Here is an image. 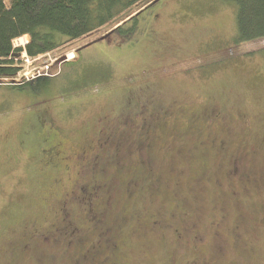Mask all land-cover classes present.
<instances>
[{
  "label": "rangeland",
  "instance_id": "obj_1",
  "mask_svg": "<svg viewBox=\"0 0 264 264\" xmlns=\"http://www.w3.org/2000/svg\"><path fill=\"white\" fill-rule=\"evenodd\" d=\"M147 5L0 78V264H264V38Z\"/></svg>",
  "mask_w": 264,
  "mask_h": 264
},
{
  "label": "trees",
  "instance_id": "obj_2",
  "mask_svg": "<svg viewBox=\"0 0 264 264\" xmlns=\"http://www.w3.org/2000/svg\"><path fill=\"white\" fill-rule=\"evenodd\" d=\"M149 1L0 0V78L13 80L17 76L23 51L36 59L47 53L56 56L71 47L74 40L108 24L114 27L109 30L111 35L123 41L130 39L137 28V15L142 6L150 5ZM219 1L234 8L232 44L264 38V0ZM24 35H29L27 43L14 47L13 40ZM260 50L264 52V47ZM64 227L60 225L56 231L63 233ZM68 230L71 241L76 233L74 227ZM47 237L45 234L42 239Z\"/></svg>",
  "mask_w": 264,
  "mask_h": 264
},
{
  "label": "built area",
  "instance_id": "obj_3",
  "mask_svg": "<svg viewBox=\"0 0 264 264\" xmlns=\"http://www.w3.org/2000/svg\"><path fill=\"white\" fill-rule=\"evenodd\" d=\"M15 42H16V40H15ZM25 43H27V41ZM25 43H23V41L22 42L19 41V44L14 43L16 45L13 44V46H15V47L16 46H23ZM20 58H21V61L23 62L22 64L27 66V67H28V65L32 64L33 61L36 60V58H32V57H29L28 55H26L24 51L21 53ZM24 75H26V73H24Z\"/></svg>",
  "mask_w": 264,
  "mask_h": 264
},
{
  "label": "flooded vegetation",
  "instance_id": "obj_4",
  "mask_svg": "<svg viewBox=\"0 0 264 264\" xmlns=\"http://www.w3.org/2000/svg\"><path fill=\"white\" fill-rule=\"evenodd\" d=\"M76 188H78V191L80 190L79 192H81V191L83 190V187H82L81 185H78V187H76ZM87 193L89 194L90 192H87ZM67 195H68V194H67ZM72 195L75 196V195H76L75 192H72ZM88 201H89V199H88V197H87V199L85 200V202H86V204L89 206L90 202L88 203ZM63 210H64V208H61L60 211H61V212H64ZM86 210H87V209H86ZM88 210H89V209H88ZM89 211H90V210H89ZM90 213H91V212H90ZM90 217H92V216H90ZM70 227L73 228V226H71V225H70ZM74 230L76 231L75 228H74ZM39 234H42V235H41L42 238L45 237V234H43V233H39Z\"/></svg>",
  "mask_w": 264,
  "mask_h": 264
},
{
  "label": "water",
  "instance_id": "obj_5",
  "mask_svg": "<svg viewBox=\"0 0 264 264\" xmlns=\"http://www.w3.org/2000/svg\"><path fill=\"white\" fill-rule=\"evenodd\" d=\"M154 2H156V0H153L152 2H150V4H152V3H154Z\"/></svg>",
  "mask_w": 264,
  "mask_h": 264
}]
</instances>
